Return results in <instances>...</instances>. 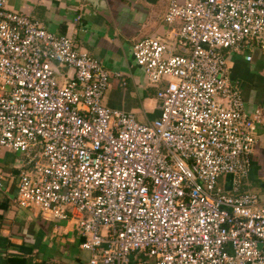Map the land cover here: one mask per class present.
<instances>
[{
    "label": "built area",
    "instance_id": "built-area-1",
    "mask_svg": "<svg viewBox=\"0 0 264 264\" xmlns=\"http://www.w3.org/2000/svg\"><path fill=\"white\" fill-rule=\"evenodd\" d=\"M7 2L0 158L23 160L16 206L72 221L86 264H264V202L242 186L264 122L246 114L222 52L264 54V0L168 1L163 22L178 29L130 53L157 88L148 124L103 106V65ZM54 64L72 71L60 86Z\"/></svg>",
    "mask_w": 264,
    "mask_h": 264
},
{
    "label": "crops",
    "instance_id": "crops-1",
    "mask_svg": "<svg viewBox=\"0 0 264 264\" xmlns=\"http://www.w3.org/2000/svg\"><path fill=\"white\" fill-rule=\"evenodd\" d=\"M168 1L8 0L6 9L38 22L49 33L68 36L77 50L100 62L109 73L103 105L148 124L157 116V88L139 84L135 76L140 69L132 63L130 53L136 42L178 29L177 24L163 22ZM159 23L166 28L153 37L139 39L140 28H156ZM223 55L227 76L246 114L258 110L264 122V54L255 49L250 62L241 55ZM114 73L121 79L113 78ZM19 157L5 153L0 158L5 175L0 189V264H86L88 256L79 249L81 239L72 221H46L16 206L17 168L23 161L17 165ZM253 184L264 189V126L258 130L243 190L249 191Z\"/></svg>",
    "mask_w": 264,
    "mask_h": 264
},
{
    "label": "rangeland",
    "instance_id": "rangeland-1",
    "mask_svg": "<svg viewBox=\"0 0 264 264\" xmlns=\"http://www.w3.org/2000/svg\"><path fill=\"white\" fill-rule=\"evenodd\" d=\"M163 28H166L165 27V25L163 24V23H159L158 25H157V27L156 28H152V27H150L149 25H144L142 28H140L139 29V39H141V38H144V37H153L154 36V34H156V33H160L161 32V29H163ZM223 52V54L225 53V51H222ZM174 54H179V52H177V51H175L174 52ZM53 68H54V74H53V77H54V80L56 81V83H57V85L58 86H60L61 85V82H62V78H61V76H64V75H70V73L72 72L71 70H68V69H66L65 67H63V66H61V65H58V64H54L53 65ZM136 77V79L138 80V82H139V84H141L142 85V87H145L146 86V84H147V82H146V79L144 78V75L142 74V71L140 70V73H137V75L135 76ZM233 84V83H232ZM152 87V86H151ZM239 92H240V90H239ZM103 99V98H102ZM158 102V101H157ZM103 104V103H102ZM104 106V105H103ZM136 121H138V123L140 122L141 124H144L145 123V120H136ZM16 160H17V165L19 164V163H21V161L20 160H22L21 159V157H19V158H16ZM41 163L43 164L44 163V161L42 160L41 161ZM221 181V180H220ZM219 181V182H220ZM256 184H253V186H252V188H249V191H251V192H253V193H255L257 196H258V199L260 200V201H263V200H261L262 199V196L264 195L263 193H264V189H259L257 186H255ZM264 202V201H263ZM25 211L26 212H28V214H34V215H36V216H38L39 215V212H38V210L37 209H35V208H33V207H30V208H28V209H25ZM82 216H84L85 214H81ZM76 230H77V232H79L78 231V229L76 228Z\"/></svg>",
    "mask_w": 264,
    "mask_h": 264
},
{
    "label": "trees",
    "instance_id": "trees-1",
    "mask_svg": "<svg viewBox=\"0 0 264 264\" xmlns=\"http://www.w3.org/2000/svg\"><path fill=\"white\" fill-rule=\"evenodd\" d=\"M81 239V238H80Z\"/></svg>",
    "mask_w": 264,
    "mask_h": 264
}]
</instances>
